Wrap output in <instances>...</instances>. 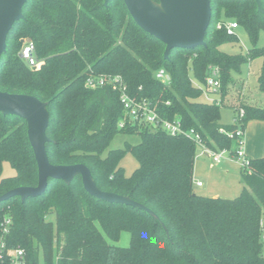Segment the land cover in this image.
<instances>
[{
  "label": "trees",
  "instance_id": "trees-1",
  "mask_svg": "<svg viewBox=\"0 0 264 264\" xmlns=\"http://www.w3.org/2000/svg\"><path fill=\"white\" fill-rule=\"evenodd\" d=\"M158 1V0H155ZM212 21L206 47L173 49L142 30L123 0H29L24 19L9 34L0 59V91L31 95L47 103L50 162L56 166L86 165L98 188L130 197L150 212L90 196L81 176L70 183L49 180L37 198H11L0 203V249H23L27 264H264L261 220L264 219V157L249 159L242 169L241 194L235 199L213 198L195 192L197 147L185 136H171L150 126L132 125L124 115L120 93L111 86L92 88L91 77L120 76L128 94L147 100L169 121L181 120L195 129L206 145L233 150L237 144L220 132L264 121V103H242L234 122L223 125L222 100L234 80L231 69L263 59L258 87L264 93V14L255 0H211ZM264 7V0H262ZM237 21L249 34L253 48L247 57L220 51L234 39L217 29L222 15ZM28 42L35 46L39 66L20 56ZM221 72V102H202L210 67ZM164 69L170 80L156 74ZM125 126L120 127L121 122ZM27 123L0 112V197L19 187L38 185V165L29 142ZM118 134L137 136V144L109 149ZM132 154L139 166L130 176L121 162ZM7 162L16 175L3 177ZM10 218L9 234L2 223ZM131 235L129 247L111 245L121 234Z\"/></svg>",
  "mask_w": 264,
  "mask_h": 264
},
{
  "label": "water",
  "instance_id": "water-1",
  "mask_svg": "<svg viewBox=\"0 0 264 264\" xmlns=\"http://www.w3.org/2000/svg\"><path fill=\"white\" fill-rule=\"evenodd\" d=\"M29 0H0V59L7 50V40L15 24L24 19L23 10ZM110 0H105L108 6ZM135 23L146 33L163 42L167 48L168 60L173 49H193L206 47V37L212 21L211 0H123ZM258 12L264 14L262 0H255ZM0 112L17 116L27 123L29 142L38 165V185L19 187L0 197V203L14 197L23 200L42 196L48 188L49 180L70 183L81 176L84 190L93 197L113 204H124L148 210L130 197L102 191L96 185L90 169L84 164L56 166L50 162L47 145L49 112L47 103L35 96L10 94L0 91ZM198 155H209L202 150Z\"/></svg>",
  "mask_w": 264,
  "mask_h": 264
},
{
  "label": "rangeland",
  "instance_id": "rangeland-1",
  "mask_svg": "<svg viewBox=\"0 0 264 264\" xmlns=\"http://www.w3.org/2000/svg\"><path fill=\"white\" fill-rule=\"evenodd\" d=\"M221 22H228L224 14L222 15ZM235 34L234 39L227 40L221 44L220 51L229 57L246 58L249 51L253 48L249 34L243 26H240L235 31ZM256 47L264 48V32L260 34ZM262 64L263 59L256 58L243 62L237 69H231L230 77L234 82L228 85L225 97H223L224 99L221 103V124H233L236 115L234 109L238 108L242 103L255 106L264 103V93L258 87V78L261 74ZM191 78L193 83L204 91L200 99L202 102L211 103L212 101H220L222 99L221 93H208L205 84L199 81L193 73L191 74ZM244 131L245 136L242 149L246 152L248 158H257V155L260 153L264 155V121H250L246 124ZM126 142L137 144L139 138L137 136L118 134L112 141L109 149H123ZM250 148L253 149L252 153L249 152ZM121 166L124 168L125 174L130 176L138 168L139 163L132 154L127 153L121 162ZM241 170V161L235 158L227 157L220 164H216L213 163L210 155L209 157L198 155L194 170L195 192L206 197L235 199L241 194L243 189V185L240 183ZM15 175L16 172L12 166L5 162L3 164V177ZM198 181L203 183L202 187L196 185ZM108 241L111 245L126 248L130 245L131 235L128 232H123L118 242H113L109 239Z\"/></svg>",
  "mask_w": 264,
  "mask_h": 264
},
{
  "label": "built area",
  "instance_id": "built-area-1",
  "mask_svg": "<svg viewBox=\"0 0 264 264\" xmlns=\"http://www.w3.org/2000/svg\"><path fill=\"white\" fill-rule=\"evenodd\" d=\"M240 28L237 22H219L217 29L225 30L229 36H235V31ZM35 46L32 42H28L20 53V56L30 67L39 66V61L34 55ZM156 77L158 80L167 83L170 80V76L164 69H161ZM87 85L92 88L103 87L106 85L111 86L114 91L120 93V100L123 105L124 115L128 122L132 125L150 126L152 129H160L171 136H185L191 140L198 150H202L211 156L213 163L220 164L223 159L235 158L241 161L242 169H248L250 165L249 158L246 152L242 149L244 144L245 131L240 127V121L245 112L243 109L238 113L236 118V124L239 126L235 132H228L225 129H221L220 132L225 134L229 139L233 140L237 147L233 150H213L209 148L203 140L202 135L195 129L186 130L181 120L169 121L162 118L159 113L152 107L151 103L147 100H138L131 97L127 92V86L120 76H102L99 78L91 77L88 79ZM208 93H221L222 82L221 72L219 67L211 66L208 77L206 78V85ZM220 103V101H212ZM120 127L125 126V122L119 124ZM198 187H202V182H197ZM12 220L5 218L2 223V238H5L9 234ZM261 238L264 243V219L260 223ZM5 242L2 241L0 249V264H27L26 253L23 249H12L6 252Z\"/></svg>",
  "mask_w": 264,
  "mask_h": 264
},
{
  "label": "crops",
  "instance_id": "crops-1",
  "mask_svg": "<svg viewBox=\"0 0 264 264\" xmlns=\"http://www.w3.org/2000/svg\"><path fill=\"white\" fill-rule=\"evenodd\" d=\"M248 150H249V149H248ZM249 152L252 153V152H253V149L250 148ZM257 156H258L259 158H261V157L264 156V155H262V153H260V154H258ZM258 157H257V158L251 157V158L258 159ZM198 182H201V181H198ZM240 183H241V180H240ZM241 185H242V183H241Z\"/></svg>",
  "mask_w": 264,
  "mask_h": 264
}]
</instances>
